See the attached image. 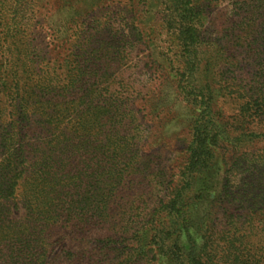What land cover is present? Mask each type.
I'll use <instances>...</instances> for the list:
<instances>
[{
    "label": "trees",
    "instance_id": "obj_1",
    "mask_svg": "<svg viewBox=\"0 0 264 264\" xmlns=\"http://www.w3.org/2000/svg\"><path fill=\"white\" fill-rule=\"evenodd\" d=\"M130 1L131 31L139 41L144 9ZM219 1L159 0L148 11L152 18L162 13L156 26L171 36V82L191 116L179 182L163 186L155 172L137 190V179L147 174L136 175L146 162L150 167L153 155H140L130 135L131 98L112 97L114 80L110 91L90 92L104 76L89 68L91 55L65 73L47 68L22 30L33 2L0 0V264H144L147 258L219 264L211 234L218 209L232 211L239 203L238 215L250 228L264 222L263 196L254 194L251 183L237 190L232 184L239 151L264 143L258 118L264 115V90L236 91L244 102L229 119L214 110V84L226 58L221 43L205 40L204 30L208 8ZM84 5L82 30L92 8L91 2ZM116 30L109 32L117 56L125 46ZM82 49L93 53L83 43ZM142 197L147 211L138 216ZM230 256L236 264L257 262L253 255ZM258 262L264 264V255Z\"/></svg>",
    "mask_w": 264,
    "mask_h": 264
},
{
    "label": "rangeland",
    "instance_id": "obj_2",
    "mask_svg": "<svg viewBox=\"0 0 264 264\" xmlns=\"http://www.w3.org/2000/svg\"><path fill=\"white\" fill-rule=\"evenodd\" d=\"M21 1L33 2V11L21 24L24 39L30 42L32 50L39 51L40 56L45 58L47 68L65 73L68 67H74L78 59L91 55L89 68L104 76L99 82H94L90 92L100 89L110 91L108 86L114 80L112 84L116 91L112 92V97L120 93L124 99L131 98L129 105L132 112L127 118L128 122L130 120V135L134 137L140 155H153L149 157L152 160L150 167L146 162L136 175L147 174L143 181L137 179V190L149 184L155 172L163 186L169 182L178 183L184 166L183 152L189 140L188 118L191 111L184 101V94L171 82L176 71L168 63V59L174 56L170 46L171 36L156 26L162 13L152 18V13L148 12L157 8L159 0H136L145 14L138 23L146 25L144 39L139 41L131 31L130 0H93V5L92 0ZM86 2H91L92 8L87 28L82 30L80 12L83 9L80 5ZM207 16L205 40L221 43L224 49L221 55L226 58L218 67L222 73L214 84L218 90L214 110L229 119L239 114L244 102L236 91L242 88L264 90V0H220L208 8ZM112 29L118 31L117 40L125 46L123 53L117 56L111 48L112 35L109 31ZM103 42H108V45H103ZM82 43L86 50L92 49L93 53L83 54ZM230 60L232 64L228 65ZM97 64H101L100 70ZM258 118L264 129V115ZM115 120L120 124L119 115ZM238 155L233 187L237 190V187L243 188L244 184L251 183L254 194L264 197V143L257 140L239 151ZM144 197L137 201L138 216L147 211L143 199H148ZM231 208L232 211L224 207L218 209L211 228L218 257H222L219 264H236L228 259L230 254L231 258L239 254L253 255L257 259L256 264H262L258 259L264 255V222L257 221L250 228L245 218L238 215L243 210L240 204L235 203ZM260 214L264 217V210ZM147 264L168 262L151 260Z\"/></svg>",
    "mask_w": 264,
    "mask_h": 264
}]
</instances>
